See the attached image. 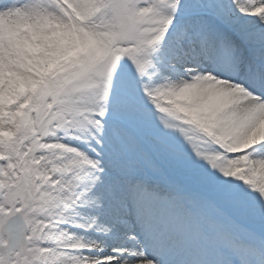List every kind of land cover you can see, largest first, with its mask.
Returning a JSON list of instances; mask_svg holds the SVG:
<instances>
[{"label":"snow or ice","instance_id":"6c2138e0","mask_svg":"<svg viewBox=\"0 0 264 264\" xmlns=\"http://www.w3.org/2000/svg\"><path fill=\"white\" fill-rule=\"evenodd\" d=\"M0 264H264V0H0Z\"/></svg>","mask_w":264,"mask_h":264}]
</instances>
